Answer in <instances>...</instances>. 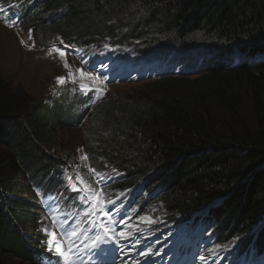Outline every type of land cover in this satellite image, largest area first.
Segmentation results:
<instances>
[{"label": "trees", "instance_id": "obj_1", "mask_svg": "<svg viewBox=\"0 0 264 264\" xmlns=\"http://www.w3.org/2000/svg\"><path fill=\"white\" fill-rule=\"evenodd\" d=\"M0 8L107 85L146 82L132 100L77 85L34 99L0 76V251L61 264L36 233L42 213L85 212L98 200L127 234L136 216L154 219L148 233L135 229L146 250L193 264H264V0H0ZM86 122L88 163L78 167L55 153V131Z\"/></svg>", "mask_w": 264, "mask_h": 264}, {"label": "rangeland", "instance_id": "obj_2", "mask_svg": "<svg viewBox=\"0 0 264 264\" xmlns=\"http://www.w3.org/2000/svg\"><path fill=\"white\" fill-rule=\"evenodd\" d=\"M164 11L161 7L157 13V18H162ZM138 15L136 16L138 17ZM3 18L0 15V76L4 77L13 88L27 92L34 99H44L50 94L58 95L57 93L61 92L62 87L67 88L69 85L72 86L70 90L72 94L75 91L73 86L77 85L80 90L85 92L96 89L101 95L108 92L111 96H123L125 99L142 95L141 90L146 82L107 85L98 74L85 69L74 54L59 48L65 53L63 57L59 56L53 51V49L58 48L57 45L50 47L46 44L40 45L38 37L32 31L21 30L10 21H3ZM38 34L40 35V33ZM81 73H84V75L82 76ZM61 76L65 78L64 83L58 84L57 77ZM60 85L63 86L60 87ZM138 98L140 97H136V99ZM92 124L93 122L90 124L86 122L82 126L73 124L59 126L55 132L60 142L55 153L75 166H86L88 163V145L84 132L94 129ZM87 199H89V196ZM150 219L152 217L148 218L141 215L136 220L135 229L144 227ZM91 220V223H94V219ZM83 222H85L84 225ZM86 223L89 222L78 211H69V209L58 211L54 205H49L45 213H42L40 226L36 233L39 235L40 240L44 241L43 244L47 251L50 250L55 257L61 255L64 260L61 264H82L86 261L93 264H109V257H104L97 252L92 253L89 246L84 243V238H81V234L85 237V232L88 230ZM65 224H70V228L60 230L59 227ZM106 224L113 225L109 218ZM153 225L150 224V226ZM73 233L78 234L77 240ZM134 234L135 232L131 233V235ZM102 246H104V243H102ZM83 248H86V250L81 256L78 251L83 250ZM121 248L125 259L122 260L123 257H118L114 264H133V262L142 263L145 261V258L136 255V244L129 248L131 250H124L122 244ZM152 258H150L149 264H156ZM199 262L202 263V260ZM0 264L32 263L0 251Z\"/></svg>", "mask_w": 264, "mask_h": 264}, {"label": "snow or ice", "instance_id": "obj_3", "mask_svg": "<svg viewBox=\"0 0 264 264\" xmlns=\"http://www.w3.org/2000/svg\"><path fill=\"white\" fill-rule=\"evenodd\" d=\"M54 52H56L59 56L63 57L65 55V53L63 51H61L59 48L53 49ZM65 67H67V65H65ZM81 75L83 76L84 73H81ZM65 78L64 77H57V83L58 84H63L64 83ZM104 215H107V213H104ZM119 235L121 237H123L125 235V233H119ZM73 236H75V233H73ZM57 264H59V261L57 262Z\"/></svg>", "mask_w": 264, "mask_h": 264}]
</instances>
